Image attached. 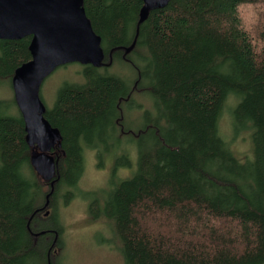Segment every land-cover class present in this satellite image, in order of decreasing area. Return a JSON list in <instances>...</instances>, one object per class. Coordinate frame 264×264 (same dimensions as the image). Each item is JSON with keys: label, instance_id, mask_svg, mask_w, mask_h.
<instances>
[{"label": "trees", "instance_id": "obj_1", "mask_svg": "<svg viewBox=\"0 0 264 264\" xmlns=\"http://www.w3.org/2000/svg\"><path fill=\"white\" fill-rule=\"evenodd\" d=\"M141 6L83 0L104 64H86L84 83L64 84L52 108L42 101L58 138L50 198L78 182L80 139L100 143L122 124L132 92L147 90L156 111L135 134L136 171L105 200L124 264H263L264 0H169L143 20ZM30 39H0V78L31 58ZM137 58L146 69L132 83L100 71L117 59L137 67ZM229 95L237 98L235 122L253 128L252 160L240 162L218 133ZM7 105L0 100V264H53L48 234H32L45 227L38 219L46 180L30 162L23 116L3 113ZM45 218L60 237L54 206Z\"/></svg>", "mask_w": 264, "mask_h": 264}, {"label": "rangeland", "instance_id": "obj_2", "mask_svg": "<svg viewBox=\"0 0 264 264\" xmlns=\"http://www.w3.org/2000/svg\"><path fill=\"white\" fill-rule=\"evenodd\" d=\"M250 15L251 12L245 9L243 16L246 22ZM136 62L137 67H134L129 62L117 59L109 66L100 67V71L117 75L132 83L137 78L138 71L146 69L142 60L137 58ZM85 66L76 61L68 62L57 66L44 77L39 95L46 108L54 106L57 94L64 84L84 83ZM148 84V76H143L140 85L145 87ZM0 100L8 103L2 108L3 113L21 114L14 95L12 77L9 75L0 78ZM236 102L235 96H228L217 127L220 137L231 152L240 162H244L253 159V128L250 122L244 125L235 122L231 110ZM155 111L151 93L147 90H135L131 99L122 104V127L127 133L116 127L113 132L108 133L105 143H99L100 139H96L95 146L80 139L82 174L75 186H62L59 197L54 199L53 206L62 231L60 245L52 252L53 264H124L111 219L105 215V200L120 180L135 173L138 159L135 134L152 119ZM65 189L70 193L62 195ZM38 220L42 226L52 223L49 218L41 217Z\"/></svg>", "mask_w": 264, "mask_h": 264}, {"label": "water", "instance_id": "obj_3", "mask_svg": "<svg viewBox=\"0 0 264 264\" xmlns=\"http://www.w3.org/2000/svg\"><path fill=\"white\" fill-rule=\"evenodd\" d=\"M141 1L139 15L143 20L149 10L164 7L169 0ZM29 35L31 58L16 69L12 81L31 142L34 134L56 133L42 115L39 87L44 77L68 62L101 66L104 51L101 37L85 14L83 0H0V39ZM33 162L42 163L43 170L54 174L53 163H47L44 155Z\"/></svg>", "mask_w": 264, "mask_h": 264}, {"label": "flooded vegetation", "instance_id": "obj_4", "mask_svg": "<svg viewBox=\"0 0 264 264\" xmlns=\"http://www.w3.org/2000/svg\"><path fill=\"white\" fill-rule=\"evenodd\" d=\"M41 102H42V100H41ZM122 125H123V122L119 126L117 124L116 127H120L122 132L127 133V130L125 128H123ZM108 133H110V131H106L105 136L103 138H101V142H103V143L106 142V140L108 139ZM57 143H58V138H57V134L55 132H53L52 136L50 133L49 134L44 133V134H36V135L34 134L31 137V144H32L33 153H32L30 162L33 166V169L38 174H40L43 177V179L46 180V183L43 186V191L45 192L44 203L42 206L39 207V209H40L39 212L42 215V217H44V218L48 217L50 215V212L52 210V206L54 205V199L59 197L61 189L59 188V190L56 193V196L53 199H51L50 195L54 191L55 180L57 177L56 172H54V174L51 175L46 170H43L42 163H41V166H40V164L35 165V163L33 161L35 159L38 160V157H41L42 155H44V158L46 159L47 163L52 162L53 166H54V170L56 171V164H57V160H58V151H57V149H54V147H55V144H57ZM64 188H66V186H64ZM67 188H69V187H67ZM66 193L67 194L70 193L68 189H65L64 192L62 193V195H66ZM47 194H49V196H48V202L46 203V201H47L46 195ZM53 226L54 225H52V224L46 225L44 228L39 229V231H33L32 232V234H34V235H37L38 233L42 234L43 232L48 234L47 239L48 238L51 239V244L49 246V252H51V253L55 252L56 248H58V246L60 245V237H59L57 231L53 228ZM55 244H57L56 248L53 247Z\"/></svg>", "mask_w": 264, "mask_h": 264}]
</instances>
